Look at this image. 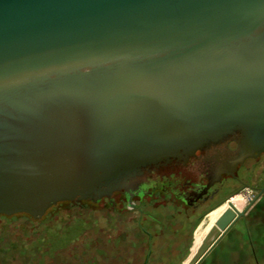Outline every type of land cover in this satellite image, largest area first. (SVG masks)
<instances>
[{
	"label": "water",
	"instance_id": "1",
	"mask_svg": "<svg viewBox=\"0 0 264 264\" xmlns=\"http://www.w3.org/2000/svg\"><path fill=\"white\" fill-rule=\"evenodd\" d=\"M262 153L264 0H0V216L191 208Z\"/></svg>",
	"mask_w": 264,
	"mask_h": 264
},
{
	"label": "rangeland",
	"instance_id": "2",
	"mask_svg": "<svg viewBox=\"0 0 264 264\" xmlns=\"http://www.w3.org/2000/svg\"><path fill=\"white\" fill-rule=\"evenodd\" d=\"M245 167L248 171L243 176L244 183L264 187V153L246 162ZM224 194L206 209L187 213L186 219L173 218L170 228L176 231L161 226L181 211L155 205L119 215L106 206L78 202L48 211L39 223L31 224L30 219L21 217L0 219V264H169L180 244L185 243L193 221L200 217L191 232L188 255L193 254L211 226L195 234L197 227L211 208L222 203ZM253 195L251 188L244 187L231 202L242 210ZM227 206L228 203L223 210ZM254 209L248 208L233 222L197 264H264V245L252 237L264 214L256 216ZM260 210L264 211V207ZM138 224L150 232L149 246ZM188 255L181 264H185Z\"/></svg>",
	"mask_w": 264,
	"mask_h": 264
},
{
	"label": "flooded vegetation",
	"instance_id": "3",
	"mask_svg": "<svg viewBox=\"0 0 264 264\" xmlns=\"http://www.w3.org/2000/svg\"><path fill=\"white\" fill-rule=\"evenodd\" d=\"M249 160H252V159H247L243 162V164L241 166H237L235 168V171L233 172V176L230 177L229 175L221 174L222 181L214 182V188L209 189L206 192L204 198L198 200L191 208H188L186 206H182V204L179 203L178 201H168V198L165 195L159 196V192H154V194L152 195L153 198L149 199V203H142L138 207L137 210L139 212H141V211H143L142 210L143 208H147V207H151V206L155 205L157 207H163L164 206L167 208H171L177 212L181 211L184 213H191V212L197 211L199 209H206L205 207H207L211 203L212 200H214L216 197H218L219 195H221L222 193L225 192V194L223 195V199L221 200L223 202L224 199L227 196H229L230 194H233L236 192L240 193V191L243 189V187L251 188V190L254 192L252 199L255 198V201L252 202V204L248 207L250 209L251 208L254 209V207L259 203L258 201H260L262 199V197L264 196V187H261V188L260 187H251L250 185H247L246 183H244V182H246V180H244L243 176L248 171V168L245 167V163L248 162ZM69 203H78V202H69ZM82 203H85V202H79V204H82ZM93 205H95V204H93ZM56 206H54V207H56ZM54 207H52L53 208L52 210H54ZM129 210H135V209H129ZM263 235H264V231H257V232L255 231L254 233H252V237L258 241H261V243H263V241H264ZM250 242H249V246H251ZM254 243L255 242L253 241L252 245Z\"/></svg>",
	"mask_w": 264,
	"mask_h": 264
},
{
	"label": "trees",
	"instance_id": "4",
	"mask_svg": "<svg viewBox=\"0 0 264 264\" xmlns=\"http://www.w3.org/2000/svg\"><path fill=\"white\" fill-rule=\"evenodd\" d=\"M259 203L256 205L255 209H254V212L253 214H255L256 216H263L264 214V211L260 210L262 207H264V196L262 197V199L260 201H258ZM64 204H68V203H60L58 204L56 207H54V209H56L58 206H61V205H64ZM71 204V203H69ZM53 209V208H52ZM51 209V210H52ZM49 214V213H48ZM47 214V215H48ZM46 215V216H47ZM186 216L188 217L187 213H184V212H181V213H175L173 215L170 216L171 218V221L170 222H165L162 224V228L163 229H170V231L174 230V228L172 227V229L170 228L173 224V218H181V219H186ZM16 217H21V218H25V219H29L28 217H26L25 215H15L13 216L12 218H16ZM0 219H6L4 216H0ZM200 220V217H198L197 219H195L191 225V230L188 232V236L187 238L185 239V243H182L183 245L181 246L180 244V248H179V252L174 254V258H171V261L169 262V264H181L186 256L188 255V248L190 246V243H191V232L192 230L197 226L198 222ZM262 220V223L261 224H258L256 226V229H258V231H263L264 230V219L261 218ZM138 229L141 233L144 234L145 236V241H146V244L147 246L150 245V240H151V234L150 232L146 231L143 227H141V225L138 224ZM177 230V229H176ZM174 230V231H176ZM248 243H249V238H248ZM262 245H264V241L262 243ZM147 254H150L149 252H147Z\"/></svg>",
	"mask_w": 264,
	"mask_h": 264
},
{
	"label": "bare ground",
	"instance_id": "5",
	"mask_svg": "<svg viewBox=\"0 0 264 264\" xmlns=\"http://www.w3.org/2000/svg\"><path fill=\"white\" fill-rule=\"evenodd\" d=\"M238 196V195H237ZM236 196H234L233 198H231L229 201H227L226 203H223L220 207H218L216 210L212 211L211 213H209L208 215H206L204 217V219L201 221V223L199 224V226L196 229L195 233H198L199 230H202L204 227L206 226H212L215 222V220L217 219V217L221 214V212L223 211V207L225 204L230 203L234 208L235 206L232 204L231 200L235 199ZM239 211V210H238Z\"/></svg>",
	"mask_w": 264,
	"mask_h": 264
}]
</instances>
